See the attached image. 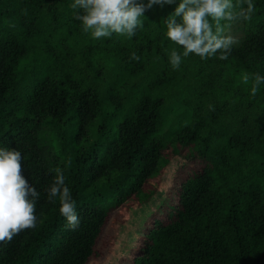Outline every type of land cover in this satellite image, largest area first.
Listing matches in <instances>:
<instances>
[{
	"label": "trees",
	"instance_id": "1",
	"mask_svg": "<svg viewBox=\"0 0 264 264\" xmlns=\"http://www.w3.org/2000/svg\"><path fill=\"white\" fill-rule=\"evenodd\" d=\"M73 2L0 0V148L21 152L40 194L37 227L0 243V264H264V84L253 97L241 80L264 76V0L227 60L189 55L179 70L165 24L179 0L101 39ZM55 168L74 231L47 198Z\"/></svg>",
	"mask_w": 264,
	"mask_h": 264
},
{
	"label": "clouds",
	"instance_id": "2",
	"mask_svg": "<svg viewBox=\"0 0 264 264\" xmlns=\"http://www.w3.org/2000/svg\"><path fill=\"white\" fill-rule=\"evenodd\" d=\"M176 0H74L71 7L78 9L75 19L81 22L82 31L94 39L110 38L113 34L135 36L143 27L141 17L153 6L171 5ZM246 5V7H245ZM253 0H179L178 6L166 24V37L177 48L171 50L169 63L179 70L184 58L199 56L202 60L217 57L227 60L238 39L226 34L239 21H250L255 12ZM179 18V19H177ZM131 60L140 57L131 53ZM242 82L251 83L254 97L264 76L259 73L241 74ZM22 154L17 149L0 148V243L11 242L21 231L37 227L36 203L39 193L23 175ZM55 173L52 183L45 190L48 201L59 200V213L67 227H79V216L71 190L65 183L62 169Z\"/></svg>",
	"mask_w": 264,
	"mask_h": 264
},
{
	"label": "rangeland",
	"instance_id": "3",
	"mask_svg": "<svg viewBox=\"0 0 264 264\" xmlns=\"http://www.w3.org/2000/svg\"><path fill=\"white\" fill-rule=\"evenodd\" d=\"M240 26H241L240 21L234 23L232 25L231 29L226 32V34L232 35V36L236 37L238 39V41H240L241 35H242ZM133 213L134 212H132V210H128L127 207H124L119 211L118 214H113L109 218L108 223L106 224L105 231H104L102 238H101L103 245L107 246V244H106L107 242L112 243V242L116 241L115 236L113 234V230L116 228L117 224H119L118 230L122 229V226L125 225V222H122V220L126 221L127 219H130ZM119 214H120V217H119ZM99 251H101V248L99 249ZM96 260H97V258H93L89 261L88 264H97V262H95ZM109 264H114V263L111 261V262H109Z\"/></svg>",
	"mask_w": 264,
	"mask_h": 264
}]
</instances>
